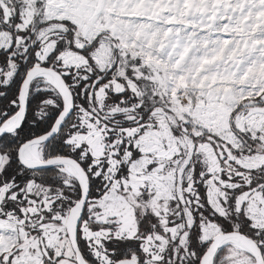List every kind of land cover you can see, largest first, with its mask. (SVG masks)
<instances>
[{
  "label": "snow or ice",
  "instance_id": "6c2138e0",
  "mask_svg": "<svg viewBox=\"0 0 264 264\" xmlns=\"http://www.w3.org/2000/svg\"><path fill=\"white\" fill-rule=\"evenodd\" d=\"M0 264H264V0H0Z\"/></svg>",
  "mask_w": 264,
  "mask_h": 264
}]
</instances>
